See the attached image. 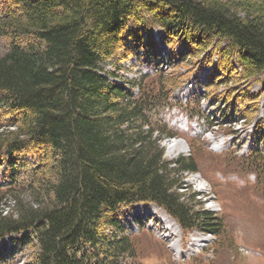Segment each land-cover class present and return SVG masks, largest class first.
Segmentation results:
<instances>
[{
    "label": "trees",
    "instance_id": "16d2710c",
    "mask_svg": "<svg viewBox=\"0 0 264 264\" xmlns=\"http://www.w3.org/2000/svg\"><path fill=\"white\" fill-rule=\"evenodd\" d=\"M129 27L159 28L191 64L216 55L221 83L259 81L228 106L264 129V0H0V168L11 170L0 238L22 233L32 250L24 264H138L136 237L118 222L137 202L162 207L185 231L222 233L197 193H179L183 174L198 171L193 154L166 159L160 144L171 131L158 109L186 77L160 69L126 90L104 69ZM240 159L264 175L261 150Z\"/></svg>",
    "mask_w": 264,
    "mask_h": 264
},
{
    "label": "rangeland",
    "instance_id": "374dc122",
    "mask_svg": "<svg viewBox=\"0 0 264 264\" xmlns=\"http://www.w3.org/2000/svg\"><path fill=\"white\" fill-rule=\"evenodd\" d=\"M131 31V27L126 30L123 47L104 66L116 74L109 80L128 90L130 82L143 73L155 74V69L186 77L181 86L170 90V101L177 107L160 108L157 113L168 127L177 128L181 138L172 140L178 143L174 148L171 141L160 144L166 159L193 154L199 173H184L179 193L188 197L199 193L194 196V203L217 212L223 223L221 235L214 239L200 231L186 233L156 204H134L124 211L119 224L137 235L136 263L264 264V251L260 250L264 249V175L247 170L250 166L240 159L250 149L264 151V129L238 118L232 104L228 106L233 93L235 96L241 89L257 93L261 83L250 80L234 87L231 81L221 83L223 75L216 66V55L211 65L201 60L191 64L186 59L179 60L182 46L161 40L158 28L144 35H128ZM5 47L6 40L0 38V54ZM216 75L220 77L218 83L211 82ZM186 125L190 128L184 132ZM217 137L225 141L221 147L213 144ZM10 173L11 170L0 168V180ZM7 205L3 202V206ZM223 236V245L219 246L218 240ZM0 250L1 256L16 250L17 260L29 254L19 239L11 237L0 242Z\"/></svg>",
    "mask_w": 264,
    "mask_h": 264
},
{
    "label": "bare ground",
    "instance_id": "6f19581e",
    "mask_svg": "<svg viewBox=\"0 0 264 264\" xmlns=\"http://www.w3.org/2000/svg\"><path fill=\"white\" fill-rule=\"evenodd\" d=\"M175 143L178 144L177 142H174V143H173L174 145H172L171 148H174V147H175Z\"/></svg>",
    "mask_w": 264,
    "mask_h": 264
}]
</instances>
